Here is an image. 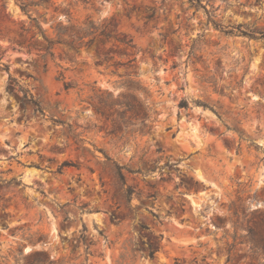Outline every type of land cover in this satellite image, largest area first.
<instances>
[{"label": "rangeland", "instance_id": "obj_1", "mask_svg": "<svg viewBox=\"0 0 264 264\" xmlns=\"http://www.w3.org/2000/svg\"><path fill=\"white\" fill-rule=\"evenodd\" d=\"M202 6L0 0V264H264V0ZM89 18L134 47L45 56Z\"/></svg>", "mask_w": 264, "mask_h": 264}, {"label": "trees", "instance_id": "obj_2", "mask_svg": "<svg viewBox=\"0 0 264 264\" xmlns=\"http://www.w3.org/2000/svg\"><path fill=\"white\" fill-rule=\"evenodd\" d=\"M43 1V0H41ZM191 4H195L196 6H202V0H188ZM33 5H40V3H35L32 2L30 4L28 3H22L21 4V9L23 12L27 13L28 12V7L33 6ZM205 8V7H204ZM208 12V10L206 9ZM209 13V12H208ZM150 16L149 18H151ZM211 21V20H210ZM214 23V22H213ZM217 25L216 23H214ZM242 28L243 26H239ZM37 29L39 32L42 34L45 45L43 46L44 51L46 52L45 56H54L53 54V49L55 44L59 45H69L73 49H76L77 51H80L82 48H94L99 54L101 47L105 46L107 42L112 40L113 38L116 39L117 42L121 44H125L129 47H134L132 45V40H127L126 37H118L114 36L111 31L108 30V24H98L91 20V18L87 19V21L84 23L83 26L81 27H76V26H59L56 29L57 33V39H52L49 36L46 35V31L42 29L39 23H37ZM240 34L243 36H246L251 39H257L256 38V32H244L242 30H238ZM66 33H71L73 40L70 43H66L63 40V36ZM233 33V32H231ZM110 52V51H109ZM107 53V55L109 54ZM135 60H131L129 63H133ZM117 65H120L118 63ZM63 77V75H62ZM66 88L69 89L70 85L65 84ZM129 86L132 88L135 87L137 89H142L139 82H129ZM130 88V89H132ZM114 94L110 92H105L102 95L97 96L98 100V105L94 106V109L97 113L108 116V117H114L115 115H118V117L123 121V122H129L132 119H138L142 118L144 119L146 117L145 110L141 104H139L136 101L135 96L131 94H120L117 100H113ZM36 106L38 107V111L42 113V109L39 107V105L34 102ZM187 101H183L181 103L182 107H187ZM206 107V106H205ZM121 109V111L119 110ZM59 123V122H56ZM147 126L145 125L144 121H142V129H145ZM121 179L124 180V176L122 174Z\"/></svg>", "mask_w": 264, "mask_h": 264}]
</instances>
